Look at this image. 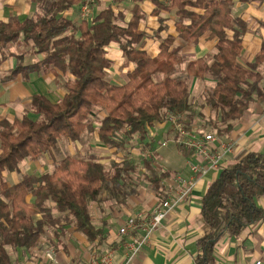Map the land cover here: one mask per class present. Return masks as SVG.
<instances>
[{"label": "trees", "instance_id": "trees-1", "mask_svg": "<svg viewBox=\"0 0 264 264\" xmlns=\"http://www.w3.org/2000/svg\"><path fill=\"white\" fill-rule=\"evenodd\" d=\"M123 1L111 0L92 24L81 21L75 25L61 16L80 0H51L39 15L0 22V49L22 40L31 44L33 55L43 57L34 64L17 66L5 82L19 74L26 77L49 69L70 77L67 93L57 103L39 95L31 98L30 109L38 115L37 121L25 113L12 124L0 125V264H12L9 249L30 250L47 230L61 228V223L72 225L91 241L100 235L91 224L90 204L104 190L109 191V185L115 184L122 173L135 172L136 165L127 161L120 166L112 164L115 173L109 176L95 157L68 156L50 174L23 175L12 186L3 181V174L15 172L23 160L49 154L60 138L76 142L84 131L94 130L90 118L99 109L106 114L96 128L99 142L108 148L122 149L124 140H142L150 127L164 123L165 113L191 119L186 78L214 81L208 104L226 123L224 129L216 130L217 136L229 133L231 123L239 120L251 103L264 102L262 78L256 73L264 65V44L250 70L239 64L247 22L233 17L232 0H151L155 5L152 14L161 9L174 11L176 32L183 42L197 45L207 32L210 39L217 40L210 62L205 58L186 62L185 79L173 77L185 61L180 48L173 47L174 38H165L157 57L150 58L140 48L145 33L138 26L144 15L134 7L131 19L125 23L124 14L112 10V4ZM237 1L264 4V0ZM226 31L232 33L231 38ZM111 42L117 43L124 59L134 64L127 82L121 86L106 79L111 64L105 48ZM158 74L163 79L155 82L153 76ZM185 128L191 129L187 125ZM118 134L123 135V141L116 138ZM149 180L153 189L159 191L161 177L152 175ZM28 196H32V203ZM257 199H264V152L243 153L220 170L201 199L200 215L207 231L195 243V264H216L214 250L223 236L237 237L244 228L264 221V209L257 205ZM53 211L59 217H54Z\"/></svg>", "mask_w": 264, "mask_h": 264}, {"label": "crops", "instance_id": "crops-1", "mask_svg": "<svg viewBox=\"0 0 264 264\" xmlns=\"http://www.w3.org/2000/svg\"><path fill=\"white\" fill-rule=\"evenodd\" d=\"M44 1L0 0V22L23 21L26 18L39 15L46 2L51 0ZM159 1L167 2L166 0ZM232 2L233 17L247 22V30L241 38L242 52L238 62L243 67L251 69L256 55L264 44V26H262L264 24V4L256 2L241 4L237 0H232ZM79 4L65 11L61 16L71 23L79 25L81 23ZM110 4L111 0H97L95 17ZM111 7L113 12L124 14L125 23L131 19L134 7L144 15L138 26L139 30L145 33L140 48L150 58L157 57L161 42L168 36L174 38L173 47L180 48L183 55H194L193 59L204 58L208 53H212L213 56L216 53L217 40L210 39L208 32L199 38L197 45L187 44L180 40L175 28L174 11L161 9L152 14L155 5L151 0H125L118 4H112ZM192 11L200 14L203 12L198 9H192ZM247 16L252 19L248 21ZM254 19L258 20L257 25L252 23L255 21ZM119 25L125 26L124 23H119ZM226 33L231 38L232 33L230 31H226ZM203 41H207L209 44L205 47L206 49L201 48ZM209 49H213V51L211 52ZM105 50L106 58L111 64L107 70L106 79L115 86L124 85L128 80V74L134 70V64L124 59L117 43L111 42ZM197 50L206 52L198 56ZM42 58V55L28 57V54L24 55L15 49L11 50V48L8 54L6 51L5 54L0 52V59H3L0 64V125L2 122L12 124L15 119H20L25 113L30 120L37 121L38 115L30 109L33 96H43L55 104L67 93V81L70 77L54 69H49L45 73H31L26 77L19 74L13 80L5 82L6 77L21 65V62L27 66L42 60ZM262 72H264V65H260L256 69V73L264 79ZM156 76L158 79L161 77L160 74ZM63 79L64 83L61 82ZM95 125L97 124H92L94 130L86 131H96ZM231 125L232 130L229 133L218 137L223 142L232 143L233 151L224 155L220 166L216 169L209 167L206 161L198 159L194 150L177 144L173 128L168 121L153 125L147 130L144 139H138L139 148L146 154L142 164H136L137 168L133 173H122L121 178L113 184L111 195L113 206L109 201V203L106 202L101 194L97 201L90 204V220L93 228L100 231L98 237L91 241L72 225L61 223V228L51 230V232L46 231L39 243L32 249H9L12 264H90L94 256L101 257L106 254L111 255L115 264L126 263L129 258L127 245L131 237H139L141 232L121 235L119 230L134 214L138 212L151 214L158 204L168 197L169 187H175L176 175H181L184 179L193 177L195 185L191 190V195L169 211L161 226L152 233L149 241L128 261V264H195V256L198 254L195 243L207 231L200 215L201 199L209 185L216 180L222 168L233 164L243 153L264 152V102L254 101L251 103L243 116L232 122ZM86 131L82 133L81 138L87 134ZM94 133L99 142L97 132ZM58 143L64 145V149L60 150L73 158L72 149L80 141L72 142L66 139L60 142L58 140L57 145ZM103 147L108 149L106 146ZM111 149L113 152L117 150L116 148ZM212 151H220L219 142L213 144ZM89 155L95 157L92 153ZM63 158L65 157L55 158L52 150L51 153L36 160H23L15 172L3 174V181L6 185L12 186L19 183L23 175L50 174L55 168L52 170L48 168L53 167L55 161L57 165ZM95 158L104 165L103 157ZM191 166H198L205 172L194 174L191 171ZM155 168L159 172L155 173L153 170ZM145 170L161 177L159 191L153 189L149 180L151 175H149L150 177L145 176V178L147 177L152 191L147 189L148 185L142 186L139 183L137 174L139 171L145 172ZM114 173L115 170L113 175ZM133 180L135 184L132 183L129 190L128 182H133ZM132 185H136V187ZM159 193L163 195L162 200ZM27 200L32 203V196H28ZM256 203L264 209V199H257ZM49 205L54 206L53 203H49ZM111 208L113 211L110 210ZM52 214L54 217H59L56 211H53ZM214 258L216 264H255L256 262L264 264V221L244 228L237 237L223 236L215 246Z\"/></svg>", "mask_w": 264, "mask_h": 264}, {"label": "rangeland", "instance_id": "rangeland-1", "mask_svg": "<svg viewBox=\"0 0 264 264\" xmlns=\"http://www.w3.org/2000/svg\"><path fill=\"white\" fill-rule=\"evenodd\" d=\"M46 1L47 0H45L44 2H46ZM92 10H93L92 16L95 17V15L97 13V11H96L97 10V0L94 1ZM247 19L249 21L252 19V17L247 16ZM254 20L255 21H252V23H254V25H257L256 23L258 22V20L257 19H254ZM208 45L209 44L207 41H203L201 43V48H205ZM10 48H11V50L15 49L17 52H21L24 55L28 54V57L33 56L31 44L25 43L22 40L16 44L6 46V47H4V49L1 48L0 52L2 54L3 53L5 54V51H6L8 54ZM196 49H197V47H196ZM209 50L211 52L213 51V49H209ZM205 52H206L205 50H197L196 54L198 56H201ZM183 56L185 57V61L182 65H180L177 68L173 77H178V78H183V79L186 78V76H185V64L187 61L193 59V57H195V56L194 55L190 56L187 54H185ZM204 58L206 59L207 62H210L212 60V53H208L206 56H204ZM21 66H24L22 62H21ZM248 70H250V69H248ZM262 75H264V72H262ZM153 79H154V81H160L163 79V77L161 76L158 79V76L155 75V76H153ZM186 79H187V83H188L189 89H190V104L192 107V115H191L192 117H191V119H188L185 116V125L190 126L191 128H195V130H197L198 132H203V134H212V133L214 134V133H216L217 129H219V130L224 129L226 126V123H223L218 118V113H216V111L213 110L210 107V105L208 104V97L210 96V93L214 87V84H215L214 81L211 79H208V78H204L201 80L194 79V78H189V79L186 78ZM61 82L64 83V79L61 80ZM260 86L262 88H264V79L261 80ZM105 115H106L105 112L103 110L99 109L98 111H96V114L90 118V122L92 124L96 123L97 125H99V121L102 118H104ZM97 125H95L96 128L98 127ZM86 132H87V134H85V136L83 138H80V140H79L80 143L78 145L76 144L75 148L72 149L73 158L87 159V158L91 157L89 155V153L94 154L95 157H98V158L103 157L105 159V161L103 163L105 165V169H106L107 173L109 174V176H111L112 173L114 172V167H113V169L111 168V165L113 163L117 164L119 166L124 161L129 162L131 165H136L138 163L142 164V160L144 159V157H146L145 156L146 154L141 150V148H139L138 138H134L132 140H124L123 135L118 134L116 136V138L119 141L124 140V146L122 149H117L115 152H113V149H111V148L107 149V148L103 147L104 145H102L101 143H99L96 140V135L94 133L96 131H93V132L86 131ZM175 135H176L175 136V142H177V140H181V139H179L180 134L179 135L175 134ZM63 140H66V138H60L59 142L63 141ZM58 145L56 144L55 148L53 149V156L55 158H58V156H63V157L70 156L69 154L64 153L62 150H60L61 148L64 149L63 144L58 143ZM65 154H67V155H65ZM55 166H56V161H55V164L53 165V167H49L48 169L52 170V168L54 169ZM153 170L155 173L159 172V171H157V168H155ZM142 172L139 171V173L137 174L138 178H139V180H138L139 183L142 184V186L145 184L148 185L147 189H150V191H152L153 189L149 185V182L147 181V177H150L149 175L152 176L153 172L148 173L146 170H145V172H143V173ZM145 176H147V177L145 178ZM134 182H135L134 180H133V182L132 181L128 182L130 184L129 188H128L129 190L131 189V187H130L131 184ZM136 185H132V186L136 187ZM126 192H127V190H126ZM112 193H113V185L110 184L109 185V191L104 190L101 193V197H104V200L106 202L109 201L110 204L113 206V197H111ZM159 194H160V199L162 200L163 195H162V193H159ZM110 210L113 211V208H111ZM144 213H146V212H144ZM47 231L51 232V230H47Z\"/></svg>", "mask_w": 264, "mask_h": 264}, {"label": "built area", "instance_id": "built-area-1", "mask_svg": "<svg viewBox=\"0 0 264 264\" xmlns=\"http://www.w3.org/2000/svg\"><path fill=\"white\" fill-rule=\"evenodd\" d=\"M95 0H81L79 4V16L81 21L88 24L93 23L92 7ZM166 121L173 127L174 131L179 135L181 140H177V144L183 145L194 150V154L198 159L206 161L211 168H218L220 161L225 154L233 151V144L223 142L215 134H203L195 128H185V116L182 114H167L165 113ZM220 143V151H212L213 144ZM191 171L194 174L205 171L198 166H191ZM175 187L170 186L168 197L162 200L151 214L138 212L129 217L123 227L119 230L121 235L141 232L139 237H131L127 247L129 250L128 261L134 257L150 239L152 233L161 226L163 220L167 217L169 211L177 207L191 195L195 183L193 177L184 179L181 175H176L174 179ZM128 261L124 264H128ZM90 264H115L110 254L101 257L94 256ZM255 264H261L256 262Z\"/></svg>", "mask_w": 264, "mask_h": 264}]
</instances>
